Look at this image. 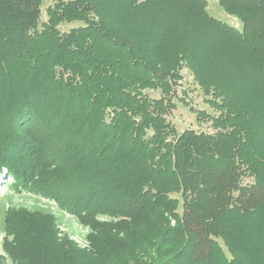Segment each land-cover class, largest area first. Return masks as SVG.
Listing matches in <instances>:
<instances>
[{
    "label": "trees",
    "instance_id": "1",
    "mask_svg": "<svg viewBox=\"0 0 264 264\" xmlns=\"http://www.w3.org/2000/svg\"><path fill=\"white\" fill-rule=\"evenodd\" d=\"M44 1L0 0V177L15 193L81 211L83 223L154 216L172 248L183 245L176 258L187 264H264V118L257 109L234 85H224L231 97L203 90L216 113L198 119L215 131L177 134L165 119L171 98L143 94L172 85L140 46L89 16L104 1L60 0L41 23ZM171 1L197 12L206 33L239 45L264 88V0H219L241 30L211 16L207 0ZM64 21L83 25L63 34ZM246 108L252 115L242 116Z\"/></svg>",
    "mask_w": 264,
    "mask_h": 264
},
{
    "label": "rangeland",
    "instance_id": "2",
    "mask_svg": "<svg viewBox=\"0 0 264 264\" xmlns=\"http://www.w3.org/2000/svg\"><path fill=\"white\" fill-rule=\"evenodd\" d=\"M59 1H44L41 23L47 21L48 7ZM101 1H104V9L89 16H97L96 21L110 27L120 41L140 46L152 70L162 73L163 81L172 85L171 92L155 85L143 94L152 100L171 98L173 105L165 111V119L174 126L177 134L186 130L213 133L210 121L198 119L200 112L216 113L206 101L203 90L212 92V96L216 88L221 93L222 89L228 91L229 96L236 91L248 99L249 109H257L264 118V88L255 79L257 71L253 72L251 63L241 55V48L235 42L223 40L216 30L212 34L206 33L197 12L171 0H132L134 8H127L120 0ZM207 2L211 16L242 29V21L227 13L219 0ZM143 4L146 6L140 9ZM80 25L82 22L64 21L59 29L67 34ZM47 72L41 75V82L46 79ZM226 84L234 85V91L227 90ZM237 111L232 109L233 113ZM241 113L242 116L252 115L247 108ZM241 125L247 128L243 120ZM21 134L23 137L28 135ZM24 139L30 142L27 137ZM251 180L244 179V183ZM10 185L11 181L0 177V264H142L143 261L144 264H165L176 258L183 246L172 248L170 237L165 239L160 221L154 216L147 215L130 222L117 219L115 222L120 224L115 226L106 224L103 227L102 222L91 220L83 223L78 217L81 211L71 213L54 200L27 192L15 193ZM174 197L180 198L179 195ZM179 212H182L181 203ZM168 219L174 226L175 221ZM224 251L231 256L227 249ZM144 255H148L147 260ZM175 263L187 264L180 260Z\"/></svg>",
    "mask_w": 264,
    "mask_h": 264
}]
</instances>
